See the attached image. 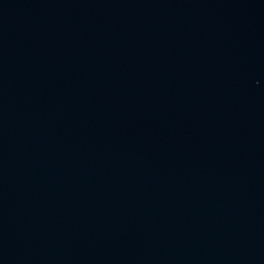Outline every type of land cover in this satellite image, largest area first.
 <instances>
[{
  "label": "water",
  "instance_id": "obj_1",
  "mask_svg": "<svg viewBox=\"0 0 264 264\" xmlns=\"http://www.w3.org/2000/svg\"><path fill=\"white\" fill-rule=\"evenodd\" d=\"M0 264H264V0H0Z\"/></svg>",
  "mask_w": 264,
  "mask_h": 264
}]
</instances>
